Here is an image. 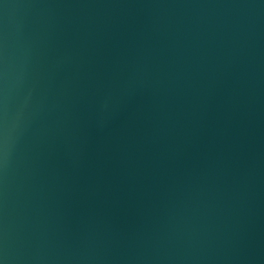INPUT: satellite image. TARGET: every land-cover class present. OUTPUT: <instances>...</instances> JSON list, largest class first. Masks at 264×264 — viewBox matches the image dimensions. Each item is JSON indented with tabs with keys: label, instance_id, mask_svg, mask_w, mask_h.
<instances>
[{
	"label": "water",
	"instance_id": "1",
	"mask_svg": "<svg viewBox=\"0 0 264 264\" xmlns=\"http://www.w3.org/2000/svg\"><path fill=\"white\" fill-rule=\"evenodd\" d=\"M0 264H264V0H0Z\"/></svg>",
	"mask_w": 264,
	"mask_h": 264
}]
</instances>
